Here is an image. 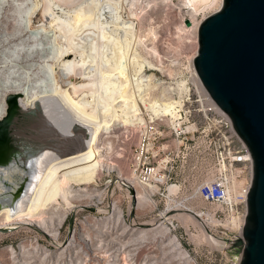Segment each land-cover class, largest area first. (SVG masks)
<instances>
[{
    "label": "bare ground",
    "instance_id": "1",
    "mask_svg": "<svg viewBox=\"0 0 264 264\" xmlns=\"http://www.w3.org/2000/svg\"><path fill=\"white\" fill-rule=\"evenodd\" d=\"M5 1L16 9L7 20V32L21 42L10 58H0V71L4 67L13 76L1 97L0 119L5 116L11 124L21 122L20 130L34 132L41 139L25 177L19 167L0 171V237L22 231L34 238L19 251L13 246L4 249L0 260L9 264H86V257L98 250L109 264H129L133 258L130 245L164 234L174 220L196 243L226 251L229 243L206 231L191 212L194 206L189 198L196 187L174 199L179 185H168L167 209L147 221L132 223L138 230L134 243L120 240L109 230L111 223L123 220L116 199L109 209L96 204V210L104 213L98 223L93 222V215L79 216L84 208L104 198L106 191L95 187L102 172L116 171L114 184L126 196L128 211L154 207L138 173L130 169L124 174L114 161V156H122L114 148V138L138 135L147 117L163 116L169 122L177 116L186 88L184 70L196 72L193 59L198 25L221 7L222 0H182L187 15L180 17L178 36L180 32L190 36L194 50L181 70L171 65L179 62L177 57H168L166 62L158 49L156 21L149 14L157 0H0V4ZM7 21L0 18L2 23ZM8 94H17L16 107L6 101ZM23 179L17 200L5 203L3 181L15 192ZM69 213L78 216V233L74 231L57 252L66 241H62L60 229ZM236 222L237 216L230 214L221 224L234 227ZM41 240L53 245L54 252L44 249ZM168 240L177 255L187 264L193 263L190 254L180 249L175 234H169Z\"/></svg>",
    "mask_w": 264,
    "mask_h": 264
},
{
    "label": "water",
    "instance_id": "2",
    "mask_svg": "<svg viewBox=\"0 0 264 264\" xmlns=\"http://www.w3.org/2000/svg\"><path fill=\"white\" fill-rule=\"evenodd\" d=\"M193 64L252 158L242 238L230 247L239 251L238 264H264V0H222L221 7L198 25ZM6 101L16 107L17 94H8ZM21 126L5 116L0 119V171L19 167L25 177L41 136ZM19 182L14 192L3 181L5 203L17 200L24 179Z\"/></svg>",
    "mask_w": 264,
    "mask_h": 264
},
{
    "label": "built area",
    "instance_id": "3",
    "mask_svg": "<svg viewBox=\"0 0 264 264\" xmlns=\"http://www.w3.org/2000/svg\"><path fill=\"white\" fill-rule=\"evenodd\" d=\"M185 76L177 116L169 122L163 116L147 117L133 143L131 169L145 185L154 210L163 200L157 214L167 209L168 185H179L174 199L196 187L195 195L189 198L194 206L191 212L206 231L225 239L231 248L234 240L242 238L252 158L231 119L214 102L198 74L186 71ZM242 178L244 181L237 183ZM230 214L237 216L236 225L223 226L221 221ZM190 229L197 231L193 226ZM238 262L239 258L235 264Z\"/></svg>",
    "mask_w": 264,
    "mask_h": 264
},
{
    "label": "rangeland",
    "instance_id": "4",
    "mask_svg": "<svg viewBox=\"0 0 264 264\" xmlns=\"http://www.w3.org/2000/svg\"><path fill=\"white\" fill-rule=\"evenodd\" d=\"M158 3L151 9L149 14L151 15L152 20L156 21V28L158 31V49L163 55V60L169 58L177 57L179 62L172 63V67L177 70L183 68L182 63L186 61L187 56H189L194 50V42L190 36H185L180 32L181 36H178L177 25L179 24L180 17L182 14L187 13V9L183 4L182 0H157ZM0 18L3 17L6 21L11 20V17L16 13V9L13 7L11 1H5V3L0 4ZM6 13L7 15H4ZM9 15V16H8ZM187 15V14H186ZM202 14H199L197 18H201ZM10 25V21L7 23L0 22V58L5 60L11 57L12 51H17L18 45L21 42V39L18 37H12L10 33L7 32V27ZM20 26H18L19 28ZM23 52H20V54ZM169 57V58H168ZM0 71V104H2V94L8 81L13 79L11 71L8 69L1 68ZM184 70V69H182ZM147 72H150V69H147ZM186 71L184 70V73ZM157 75L164 78L162 72L158 71ZM18 100V96H17ZM137 133L125 137H116L114 138V148L122 152L121 157H115L114 161L118 164L124 174H127L131 169V153L133 149V143ZM117 179L116 171L110 172L107 174L102 172L100 180L96 188L100 191L105 192L106 194L100 203H95L90 206V208H84L79 215L81 218L86 214L94 216L93 222L98 223L104 216V213H99L96 210V204L99 206H104L106 209L109 204H113L114 200H117V204L121 208V217L123 220L120 222H114L110 224L109 230L114 235L122 241H130L131 243L136 242L133 238L136 237L138 230H135V225H132L133 222H144L157 215V212L163 208V200L158 205V210L153 208L146 207L143 208H134L131 212L128 211L127 198L126 196L118 189L114 183ZM188 187V186H187ZM189 189V188H188ZM109 209V208H108ZM76 215L69 213L62 223L60 229V237L62 241L66 240L62 247H60L57 252H60L68 243V239L73 234L74 231L78 233L75 219ZM97 219V220H95ZM133 219L135 221H133ZM131 227V228H130ZM141 228H149L150 226H140ZM168 231L163 233H158L151 238H143L139 240V244L130 245L128 248L131 249L133 253L132 261L129 264L133 263V260L136 259V264L140 263H152V264H187L183 256L177 255L175 249L172 247L171 242L168 240L169 234L176 235L180 241V249L187 251L192 264H235L239 258V251L236 252L234 248H227L226 251H222L217 248H212L205 242L196 243L191 239L190 234L185 229V227L177 220H174L173 223H168ZM150 236V235H148ZM68 237V238H67ZM30 241L34 242V238H29L24 232L12 231L6 233L4 236L0 237V253L4 249H10L13 246L17 251L21 248L23 244H27ZM234 240L231 244H233ZM40 244L46 250L54 252L55 247L50 245L45 240H41ZM131 256V257H132ZM85 257V256H84ZM86 264H109L104 260V254L102 252L94 251L89 256L86 257ZM0 264H9L8 260H0Z\"/></svg>",
    "mask_w": 264,
    "mask_h": 264
}]
</instances>
